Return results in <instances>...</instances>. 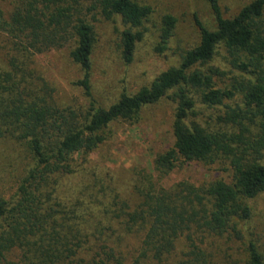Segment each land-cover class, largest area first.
Returning <instances> with one entry per match:
<instances>
[{
  "label": "trees",
  "instance_id": "1",
  "mask_svg": "<svg viewBox=\"0 0 264 264\" xmlns=\"http://www.w3.org/2000/svg\"><path fill=\"white\" fill-rule=\"evenodd\" d=\"M205 1L214 29L196 22L199 43L181 55L178 67L109 106L91 92L94 25L97 18L120 19L127 27L120 33L121 57L130 64L143 38L137 29L153 13L149 6L135 0L3 1L0 143L21 145L27 164L15 192L0 197V264H123L120 252L130 236L137 239L133 264H214L205 241L242 240L239 228L245 230L264 194V0H253L231 19L217 0ZM161 24L160 54L176 20L165 16ZM63 49L83 73L75 83L86 99L83 110L58 106L33 69L35 58ZM163 99L174 106L172 144L154 158L152 174L130 172L131 189L122 190L89 157L107 141L111 124L134 122ZM191 163L223 176L161 186ZM243 263L264 264L257 242L247 241Z\"/></svg>",
  "mask_w": 264,
  "mask_h": 264
},
{
  "label": "rangeland",
  "instance_id": "2",
  "mask_svg": "<svg viewBox=\"0 0 264 264\" xmlns=\"http://www.w3.org/2000/svg\"><path fill=\"white\" fill-rule=\"evenodd\" d=\"M5 0H0L4 9ZM7 1V0H6ZM140 5L149 6L153 13L138 31L143 33L137 43L132 62L126 64L121 57L120 33L127 29L115 17L111 21L97 18L94 25L96 43L92 54L90 85L92 97L103 106L115 103L122 94L134 95L162 72L178 67L180 57L199 43V30L196 22L214 29V17L205 0H135ZM222 16L231 19L253 0H217ZM5 10V9H4ZM171 16L176 27L167 50L156 52L159 43L161 21ZM4 37L0 34V43ZM3 55L0 53V61ZM221 61L217 59V63ZM33 69L48 84L53 99L61 107L85 109L86 99L83 90L75 86L83 73L72 63L69 50L52 51L34 59ZM174 106L168 99L144 108L134 122L118 121L107 129L108 139L89 159L99 167L105 168L114 176V183L122 190L129 191L132 184L130 172L146 171L153 173V160L172 144V117ZM21 145L0 143V197L8 199L16 190L23 167L27 164ZM154 176V175H153ZM223 176L222 173L208 171L200 164L191 163L181 171H174L162 183L170 188L174 184L189 180L201 182ZM130 184V185H129ZM254 217L240 227L244 233L242 240L226 235L219 239L205 241L206 250L214 264H244L245 247L248 240L257 242L264 255V194L253 204ZM179 244L176 255L183 249ZM120 254L123 264H133L137 257V239L128 237L123 241ZM137 259V258H136ZM177 257L171 259V262Z\"/></svg>",
  "mask_w": 264,
  "mask_h": 264
}]
</instances>
